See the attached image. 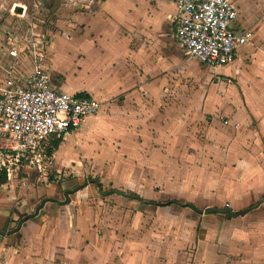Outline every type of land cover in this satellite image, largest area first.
Here are the masks:
<instances>
[{
  "label": "crops",
  "instance_id": "crops-1",
  "mask_svg": "<svg viewBox=\"0 0 264 264\" xmlns=\"http://www.w3.org/2000/svg\"><path fill=\"white\" fill-rule=\"evenodd\" d=\"M142 1L139 17L137 0H101L77 18L80 26L50 40L44 57L50 86L101 102L104 110L70 135L97 138L102 150L108 142L119 146L113 168L119 186L113 189L145 202L189 203L201 213L101 196L92 180L76 188L54 181L34 187L32 181L26 192L29 185L8 188L6 176L0 264H264V218L245 222L251 211L264 210V0H232L234 28L253 36L231 64L214 70L219 81L196 113L194 105L171 108L164 100L169 81L185 67L172 0L170 6ZM175 96L185 93L179 89ZM70 135L50 155L51 141L46 148L53 179L84 167L70 155ZM98 158L92 164L101 171L106 159ZM38 173L36 180L44 182L46 169ZM36 195L38 205L23 202ZM208 208L250 210L226 219L206 214ZM236 224L259 226L248 232Z\"/></svg>",
  "mask_w": 264,
  "mask_h": 264
},
{
  "label": "built area",
  "instance_id": "built-area-1",
  "mask_svg": "<svg viewBox=\"0 0 264 264\" xmlns=\"http://www.w3.org/2000/svg\"><path fill=\"white\" fill-rule=\"evenodd\" d=\"M174 36L184 54L215 70L235 59L252 31L234 28L232 0H172ZM264 18V14H263ZM16 57L14 48L9 51ZM33 56L29 72L12 63L0 80V170L10 177L12 165L24 161L41 171L49 142L65 138L102 104L90 96L55 91L46 63ZM12 160L14 163H12Z\"/></svg>",
  "mask_w": 264,
  "mask_h": 264
},
{
  "label": "rangeland",
  "instance_id": "rangeland-1",
  "mask_svg": "<svg viewBox=\"0 0 264 264\" xmlns=\"http://www.w3.org/2000/svg\"><path fill=\"white\" fill-rule=\"evenodd\" d=\"M99 1L101 0H0L1 75L3 76L2 71L4 69H9L14 62L17 63L20 68H23V66H26V69L29 68V63L31 64L33 62L32 55L34 54L36 56L40 55L44 60L46 53L48 54L49 52L47 47L50 40L54 39L55 36L65 37L64 31L68 27L80 26L81 19L77 18H80L83 13L93 12ZM170 3V0L161 1V4H168V6H170ZM136 4L138 5V16L140 17L144 13L143 8L145 3L142 0H137ZM149 12L152 13L151 10ZM152 15L154 14L152 13ZM158 17L160 18V15ZM141 18H143V16ZM12 48L17 52L15 58L9 55V51ZM48 60L49 59L45 62H48ZM223 67L225 66L216 68V70ZM215 71L185 55V67L180 70V75L178 77L169 81L168 88L170 90V95L164 100L168 102V105L171 108H177L178 106L184 105L185 110H188V107L190 109V106L194 105L196 108L194 109L195 113L198 112L199 105H204L203 101L205 100V93L211 88V86L215 85L217 80L219 81V79H216L217 76L215 75ZM179 89L181 92L185 93L184 98L179 99L175 96V93ZM193 92L199 93L200 96L193 98ZM103 110L104 109L102 108L100 112ZM97 116L98 114L94 117ZM88 122L89 119L87 118L82 126H87ZM79 132L80 131H78V133ZM78 133L70 135L67 142L69 143L71 157L77 155L78 160H83L81 163L84 165L82 171L77 173L73 171V175L68 173L69 175L67 176L59 175V178L56 177L53 179V175L55 176L57 174L53 167H51L52 160L51 164L50 160H47L48 154L46 153L45 158L41 162L42 170L46 169L47 171L44 182L36 180L38 177H41V173H38L36 166L29 163L27 160L20 164L12 165L11 175L9 180H7V182H9L8 188L18 189L20 186L29 185L26 192H31L32 189L30 186H32V181L34 187H43L46 186L47 183L53 181L58 183L59 186L67 183L69 186L73 187L91 180L93 181L92 185H94L95 190L99 188L97 190H100L101 196H105L103 193L110 188H117L119 185L113 176V168L116 164L114 156L119 154V146H115L114 143L110 144L108 142L102 150L98 148L99 145H102V142L97 143V138L88 140L81 133ZM98 156L102 159H106L103 163L105 169L101 167L103 169L101 171L99 170V166L94 168V164H92L93 159L98 162ZM88 162L90 163V166L88 165ZM12 163H14L13 160ZM56 165H58V163H55V159H53V166ZM75 165L76 164L72 163V166ZM88 169L90 170V173H86L88 172L86 171ZM93 172L95 173L91 174ZM18 201L19 200H16V202ZM41 201L42 198H39L36 195L35 197L31 196L29 200L23 202H26L27 206L30 204V207H32L33 205H38ZM174 212L176 213L177 209H174ZM251 212V214L245 216L246 223L252 222L254 217L264 218V210L262 209H257ZM171 214L175 215L174 213ZM235 226L237 229L240 228L242 230H247L248 228L256 230L259 225L245 224L243 226L241 224H236Z\"/></svg>",
  "mask_w": 264,
  "mask_h": 264
},
{
  "label": "trees",
  "instance_id": "trees-1",
  "mask_svg": "<svg viewBox=\"0 0 264 264\" xmlns=\"http://www.w3.org/2000/svg\"><path fill=\"white\" fill-rule=\"evenodd\" d=\"M62 139L63 138H56V139L51 140L50 148H49V150L47 152L49 155L51 153V149L55 150L58 147L59 143L62 141ZM5 181H6V173H5V170L2 169V170H0V185L4 184ZM76 187H79V186L78 185L73 186V188H76ZM110 194H118V195H121V196H123V197H125L127 199L135 200L137 202H142V203H146V204H151V205H154V206H160V205L161 206H167L169 204H177L179 206L188 207V208L192 209L196 213H201L200 210H198L197 208L193 207L189 203L182 204V203H179L177 201H166V202H164L162 204L155 203L153 201L145 202L141 198H139L136 194L123 193L122 191L116 190V189H113V188H110L109 190H107L106 192L103 193V195H110ZM205 213L206 214H220V215H223L226 219H230V218L235 216L234 212H232L228 208H208V209L205 210Z\"/></svg>",
  "mask_w": 264,
  "mask_h": 264
},
{
  "label": "water",
  "instance_id": "water-1",
  "mask_svg": "<svg viewBox=\"0 0 264 264\" xmlns=\"http://www.w3.org/2000/svg\"><path fill=\"white\" fill-rule=\"evenodd\" d=\"M250 209L249 208H246L244 210H241V211H238L236 212L235 214L236 215H239V216H243L244 214H246Z\"/></svg>",
  "mask_w": 264,
  "mask_h": 264
}]
</instances>
